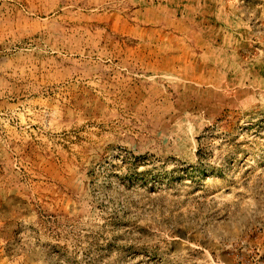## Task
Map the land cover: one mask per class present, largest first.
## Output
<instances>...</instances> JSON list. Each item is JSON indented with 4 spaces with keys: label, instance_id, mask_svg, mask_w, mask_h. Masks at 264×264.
<instances>
[{
    "label": "rangeland",
    "instance_id": "374dc122",
    "mask_svg": "<svg viewBox=\"0 0 264 264\" xmlns=\"http://www.w3.org/2000/svg\"><path fill=\"white\" fill-rule=\"evenodd\" d=\"M176 1L0 0V264H264V0Z\"/></svg>",
    "mask_w": 264,
    "mask_h": 264
},
{
    "label": "crops",
    "instance_id": "0c3cea01",
    "mask_svg": "<svg viewBox=\"0 0 264 264\" xmlns=\"http://www.w3.org/2000/svg\"><path fill=\"white\" fill-rule=\"evenodd\" d=\"M216 5L211 0H177L173 3L172 9L163 5L164 11L171 15L168 20L172 22V37L182 40L196 38L199 35L202 39L204 33L208 31H213L214 35L215 30H219L218 27L221 25L217 9L223 7ZM168 20L165 19L164 26Z\"/></svg>",
    "mask_w": 264,
    "mask_h": 264
}]
</instances>
